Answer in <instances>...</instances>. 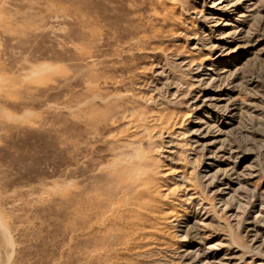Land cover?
I'll use <instances>...</instances> for the list:
<instances>
[{"label": "rangeland", "instance_id": "1", "mask_svg": "<svg viewBox=\"0 0 264 264\" xmlns=\"http://www.w3.org/2000/svg\"><path fill=\"white\" fill-rule=\"evenodd\" d=\"M0 264H264V0H0Z\"/></svg>", "mask_w": 264, "mask_h": 264}]
</instances>
